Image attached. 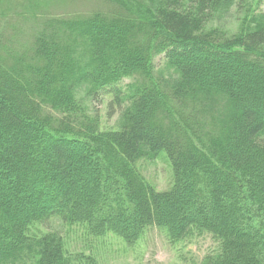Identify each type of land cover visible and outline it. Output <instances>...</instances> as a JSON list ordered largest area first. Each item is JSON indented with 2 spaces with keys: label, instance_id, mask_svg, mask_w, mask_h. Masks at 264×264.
I'll list each match as a JSON object with an SVG mask.
<instances>
[{
  "label": "trees",
  "instance_id": "trees-1",
  "mask_svg": "<svg viewBox=\"0 0 264 264\" xmlns=\"http://www.w3.org/2000/svg\"><path fill=\"white\" fill-rule=\"evenodd\" d=\"M108 1L50 20L28 50L0 31V264H73L53 224L130 248L150 228L209 235L200 264H264V11L230 34L210 26L225 0ZM100 98L116 130L90 111ZM160 154L164 192L138 169Z\"/></svg>",
  "mask_w": 264,
  "mask_h": 264
},
{
  "label": "rangeland",
  "instance_id": "rangeland-1",
  "mask_svg": "<svg viewBox=\"0 0 264 264\" xmlns=\"http://www.w3.org/2000/svg\"><path fill=\"white\" fill-rule=\"evenodd\" d=\"M125 1L136 7L133 0ZM149 1L140 0L142 3ZM224 3L212 16L210 26L230 34L238 32L245 19L249 22L254 15L264 11V0H225ZM116 10L117 6L108 0H0V31L4 29L11 47L28 50L35 36L43 31L50 20L86 18L95 13L109 15ZM162 63L161 56L153 61L156 68H160ZM130 82L125 81L124 84ZM109 101V98H100L87 103L90 111L99 114L104 131L118 128L119 115L109 114ZM218 110L223 111L222 104ZM159 156L153 161H141L138 169L149 185L164 192L172 185V169L166 155ZM101 159L104 166L114 174L120 159L107 152L101 155ZM53 226L62 232L65 252L73 264H200L205 257L218 249L217 243L209 235L202 234L173 244L166 230L161 228L148 229L139 243L130 248L112 235L94 239L88 238L79 227L62 228L58 224ZM47 232L45 227L39 225L31 229L34 238H40ZM35 259L37 256L27 260V264H36L33 263Z\"/></svg>",
  "mask_w": 264,
  "mask_h": 264
}]
</instances>
